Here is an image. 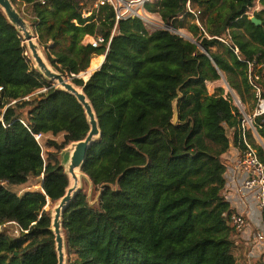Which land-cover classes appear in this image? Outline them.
<instances>
[{
    "label": "trees",
    "instance_id": "1",
    "mask_svg": "<svg viewBox=\"0 0 264 264\" xmlns=\"http://www.w3.org/2000/svg\"><path fill=\"white\" fill-rule=\"evenodd\" d=\"M11 1L51 66L83 88L101 130L81 168L95 201L82 187L62 215L66 264H238L224 154L244 148L242 114L223 86L211 93L207 82L225 76L254 99L250 61L264 94V0L259 25L247 14L255 0H155L145 5L165 25L155 29L137 16L116 25L114 9L96 11V0ZM87 35L106 41L93 47ZM102 54L87 80L79 76ZM0 85V224L23 229L0 232V264H58L52 208L71 184L66 148L86 138L90 122L77 97L36 66L1 5ZM255 125L264 140L263 116Z\"/></svg>",
    "mask_w": 264,
    "mask_h": 264
},
{
    "label": "built area",
    "instance_id": "2",
    "mask_svg": "<svg viewBox=\"0 0 264 264\" xmlns=\"http://www.w3.org/2000/svg\"><path fill=\"white\" fill-rule=\"evenodd\" d=\"M155 0H96L94 3V9L98 11L102 6H111L115 11V19L116 25L121 19H125L131 16L140 17L148 26H160L158 22V18L154 15V13L149 12L145 5L148 2H152ZM43 3L46 0H42ZM256 2V0H255ZM254 2V4H255ZM250 6L247 14L251 17V14L254 11H257L261 5L257 6ZM188 10L192 12L196 16L197 23L201 25L200 20L198 19L199 14L201 11L196 8L192 7L191 2L187 3ZM92 11H84L83 16L88 17L90 16ZM161 21V20H160ZM161 27V26H160ZM165 27L164 23L163 26ZM116 28V26H115ZM114 28V30H115ZM173 31L176 33H182L180 29L172 28ZM222 39V38H221ZM110 40L108 41V46L110 44ZM223 41H227L222 39ZM105 38L101 35L99 36H92L87 42L93 47H98L101 43L105 42ZM236 54H239V49L236 47L234 49ZM253 66L254 62H248V73H249V81L252 85V91L254 93V106L251 112H247L244 108L243 101L239 94L234 90L229 83L226 81L225 85V95L228 97L233 105L239 109L242 114V120L240 124V131L244 142V148L240 152L237 160L235 161L236 167L241 171L243 176V182L237 188V192L240 196H244L247 192H252L256 201L257 206L261 210L264 216V161L260 158L258 154L257 148L254 146L251 137H253L258 143H260L264 147L263 139L260 136L257 127L255 125V118L257 116H263L264 118V94L263 88L260 84L257 83V79L259 78L258 74L253 73ZM3 87L0 85V92L2 91ZM47 88H43L42 90H46ZM45 135L43 133H36L35 138L36 140L43 146L44 141L43 138ZM230 220L239 232L245 231L246 227L248 226V220L246 216L241 212H233L230 216ZM7 224L15 225L14 232L19 233L23 230L16 221H10L5 224H0V232L3 231V228ZM256 238L258 240H264V233L259 231L256 234Z\"/></svg>",
    "mask_w": 264,
    "mask_h": 264
},
{
    "label": "water",
    "instance_id": "3",
    "mask_svg": "<svg viewBox=\"0 0 264 264\" xmlns=\"http://www.w3.org/2000/svg\"><path fill=\"white\" fill-rule=\"evenodd\" d=\"M0 5L5 10L12 23L20 30L28 48L36 62V66L40 68L41 72L49 79L54 81L58 86L74 94L80 103L84 106L90 122V131L86 138L80 141L73 142L66 148L68 154L65 161V168L70 177L71 184L68 187L66 194L55 204L52 210V226L55 233L56 247L58 253V264H66V246L65 237L62 227V215L67 208L71 200L81 190V168L87 157V152L94 140L99 137L101 130L98 123L96 112L90 102L88 96L85 94L83 88L76 86L67 75H63L59 71L55 70L46 59L37 36L33 32L29 23L18 11L11 0H0ZM252 21L256 24H261V20L255 16L251 17ZM183 37L188 38L183 33H180ZM192 40V39H190ZM200 47V43H198ZM75 76V75H73ZM181 94L173 101L174 117L173 122L179 121V107L178 102L181 98ZM72 178L74 182L72 184Z\"/></svg>",
    "mask_w": 264,
    "mask_h": 264
},
{
    "label": "crops",
    "instance_id": "4",
    "mask_svg": "<svg viewBox=\"0 0 264 264\" xmlns=\"http://www.w3.org/2000/svg\"><path fill=\"white\" fill-rule=\"evenodd\" d=\"M154 15L156 16V18L161 20L158 14L154 13ZM91 37L92 35H87L84 41L87 42ZM98 58H101V66V64L104 62L105 55H95L91 59L89 66L90 69L88 68L85 72H83L84 74H87L88 78L95 70L100 67H91L92 60ZM87 77L84 80H87ZM208 82L213 83L211 81ZM210 92L213 93L214 91L210 90ZM262 141L264 143V140ZM238 156L239 149L235 146H232L230 150L224 154V157L229 160L226 171V198L230 202L231 206L234 207L235 212L237 211L243 213L248 220V226L246 227L245 231H238V233L234 237V253L237 257L238 264L239 262L240 264H255L256 261L264 258V240H258L256 238V234L259 231H262L264 233V216L261 210L258 208L257 201L252 192H247V194H245L244 196H240L237 192V188L241 185L244 179V175H242L241 171L235 165V161L237 160Z\"/></svg>",
    "mask_w": 264,
    "mask_h": 264
},
{
    "label": "rangeland",
    "instance_id": "5",
    "mask_svg": "<svg viewBox=\"0 0 264 264\" xmlns=\"http://www.w3.org/2000/svg\"><path fill=\"white\" fill-rule=\"evenodd\" d=\"M258 5V0H256V2H255V4H254V6H257ZM261 9V7L258 9V10H260ZM255 12V11H254ZM254 12L251 14V17L252 16H254ZM158 22H159V24H160V26L162 27L163 26V22L162 21H160V20H158ZM160 26H149V27H151L150 29H155V28H159ZM180 31L183 33V34H185L188 38H190V39H195L194 38V35L192 34V33H190L188 30H186V29H180ZM26 42V41H25ZM26 44H27V42H26ZM42 49V48H41ZM42 52H43V50H42ZM29 53L31 54V51L29 50ZM44 53V52H43ZM31 56H32V54H31ZM32 58H33V56H32ZM33 61L35 62V60H34V58H33ZM35 64H36V62H35ZM37 65V64H36ZM79 76H81V77H83L84 79L86 78L85 76H87V74H84L83 72H81L80 73V75ZM227 81V79H226V77L225 76H223L220 80H217V81H215V82H213V83H210V82H208L207 84H208V90H209V92H210V90L211 91H215L218 87H221V86H223V85H225L226 82ZM225 87H227V85H225ZM212 93V92H211ZM241 97V96H240ZM241 99H242V101H243V104H244V108H245V110L249 113V112H251V110H252V108H253V103H254V101H253V99H250V100H244L242 97H241ZM229 133H231L230 131H229ZM46 138V137H45ZM60 139V138H59ZM44 145V148H45V143L43 144ZM45 150V149H44ZM67 156H68V154H67ZM67 156L65 155V160L67 159ZM34 188V189H37V188H39V185L38 184H31L28 188ZM84 188V190L88 193V195H89V197H90V199H92L93 201H95V198H96V195H97V191H98V189H96V188H94L93 186H90L87 182H83L82 181V176H81V188ZM27 189V186L26 187H24V189H21L20 191H22V192H24L25 190ZM19 191V192H20ZM48 208H51V205H48L47 206ZM54 208V207H53ZM53 208H52V210H53ZM14 228H15V225H13V224H7L4 228H3V231H6V232H8V233H10V234H12V235H18V233H16V232H14ZM239 264H240V262H239ZM255 264H264V258H261L260 260H258V261H256V263Z\"/></svg>",
    "mask_w": 264,
    "mask_h": 264
},
{
    "label": "bare ground",
    "instance_id": "6",
    "mask_svg": "<svg viewBox=\"0 0 264 264\" xmlns=\"http://www.w3.org/2000/svg\"><path fill=\"white\" fill-rule=\"evenodd\" d=\"M185 35V34H184ZM186 36V35H185ZM100 61H101V58H98V59H93L92 60V64H91V67L92 68H98L100 66ZM90 69V68H89ZM87 77V76H86ZM88 78V77H87ZM74 182V179L72 178V184Z\"/></svg>",
    "mask_w": 264,
    "mask_h": 264
}]
</instances>
